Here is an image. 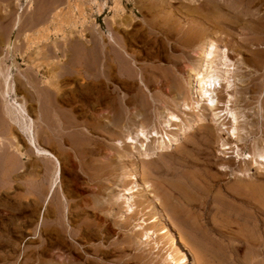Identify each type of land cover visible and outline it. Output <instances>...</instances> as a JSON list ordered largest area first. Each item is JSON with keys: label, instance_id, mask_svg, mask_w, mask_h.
<instances>
[{"label": "rangeland", "instance_id": "obj_1", "mask_svg": "<svg viewBox=\"0 0 264 264\" xmlns=\"http://www.w3.org/2000/svg\"><path fill=\"white\" fill-rule=\"evenodd\" d=\"M91 1L34 0L33 8L28 11L25 0H0V33L4 35L6 42L8 40L16 42L14 52L8 55L7 59H3L5 65L11 67L10 71L16 83V98L25 102L30 116L35 120V134L41 147L54 154L61 164V184L50 200L51 206L48 212L47 205H43L44 200H37L35 195L37 189L45 190V193L48 191L54 165L41 160L29 150L25 137L11 124V119L4 114V110L2 111L3 106L0 100V136L2 137L0 145V264H41L35 258L41 257L44 253L47 254L46 257H53L54 261L61 258L60 264H96V259L97 264H115L114 261L118 260L119 264H169L168 252L171 253L172 249L168 251L160 244V248L157 249L154 240L144 241L141 231H133V226L139 222L140 215L133 219L127 216L126 222L118 221L114 227V233L110 234L104 247L101 246L102 250L110 252L107 260L96 258L95 251L99 243L91 232L76 237L74 241L69 238L67 244L56 241L55 237L45 233L38 238V234L35 233L38 218L42 219V217L44 226L51 227L48 232L54 234L53 229L60 230V226H57L59 216L56 213L59 207L68 206L71 211L72 226H70L72 228L84 219L82 206L86 204V196L93 189L96 190L90 176L108 169L105 160L108 154L116 160V169L122 166L125 174L134 173L137 176L139 185H143L142 189H146L145 192L135 194L136 201L154 204L168 218L185 241L195 259V264H264V174L261 176L255 174L261 161L258 158L237 159L235 152H232L237 145L247 156L257 147L264 146V48L261 47L264 41L258 40L260 36L264 37V0H121L124 13L117 22L129 26V31L126 32L130 40L128 43L132 51L136 53L137 60V64L131 65L136 71L139 70L137 71L139 76L134 79L135 82L132 83L131 80L130 83L135 84V89H139L140 94H144L147 105L152 106L149 112L150 122L146 124L147 126L144 125V129H157L162 132L158 121H154L155 112L159 107L178 115L186 124L195 121L197 116L195 113L186 118L180 113L179 108H175L170 103L168 96L171 87L163 75L172 68L166 64L165 57L180 55V51L175 46L181 45L188 35L195 34L200 35L201 38H207L209 34H214L219 38L220 45L230 50V60L237 63L240 58H245L244 60H251L256 64L252 69L256 77L254 82L256 93L250 95L251 98L247 95L245 103L233 102L231 106V109L239 113L241 127L244 126L240 131L241 136L248 138L235 145L234 139L226 132L231 131L229 119L214 123L209 113H206L205 127L185 134L179 132L182 128L180 127L178 132L168 133H174L179 140L177 146L166 153L154 155L150 150L152 152L150 159L143 162L137 158V152L140 149L137 145L133 151L128 149L127 152H122L121 162L117 163L120 160L115 155V148H111L114 147L113 138L94 134L98 167L90 171L89 176H84L80 165L84 154L75 144L67 141L70 137L63 136L79 134L81 129L72 128L63 131L62 122H58L57 119V123L51 118L52 96L48 94L45 98L37 91L38 88H44L41 81L50 79L48 75L54 58L53 44L70 48V52L63 61L71 63L77 59L74 49H87L83 52L81 68H87L92 75L96 73V34L101 32L107 41L111 31L116 40H124L123 30L118 27L119 25L111 26L109 21L113 15L110 9L111 0H97L100 3H106V7L97 19L96 13L92 11ZM77 3L80 4L78 8H76ZM80 6L83 10L79 9ZM56 12L58 17L65 16V22L68 20L70 23L69 26L63 23L65 24L61 28L63 32L55 33L49 24L51 15ZM9 13L13 17H21L23 25L18 31L11 30L12 19L6 18ZM67 16L70 18L67 19ZM34 18L37 20L36 23L32 20ZM189 23L193 29H187ZM42 28L48 31L47 34L45 30L46 37L44 36L42 40H39L40 42L37 41L36 45H32L26 51L23 36L25 34L33 36L35 31L43 30ZM128 28L126 27V30ZM116 31L119 32L116 33ZM155 38L159 41L158 43L153 42ZM149 45L156 46L155 50L160 53L159 57L162 59L156 63L159 68L154 71L157 82L154 87H150V91H147L144 83L141 82L140 72L146 65L144 53L146 46ZM37 47L42 50L40 55L35 56ZM1 51L5 53L4 48ZM186 52L194 55L193 51ZM58 56L60 57V54ZM36 65H39L38 69ZM238 68V74L245 76V80L252 75L251 64L250 66L238 64ZM65 71L66 73L69 71L68 67ZM181 71L172 74L183 80ZM67 77L58 79L61 90L65 91L64 96H57L58 106L64 112L71 110L73 107L71 102L75 96L83 100L84 96L81 93L85 86H81L91 78L85 71L81 75ZM116 85L113 87L118 92V96L129 99L137 94V92L121 90ZM239 85L240 83L236 85L235 90L243 89ZM222 96H225V92H222ZM233 96L239 97L235 91ZM80 98L77 99L78 103L82 102ZM191 98L189 92L180 94V105L184 100L190 105ZM152 99L159 101L153 103ZM132 108L131 103L128 110ZM82 131L86 136H90L85 129ZM122 136L118 135V138L114 139L123 141L124 136ZM11 137H16L24 153H28L25 154L24 159H19L20 157L12 150L10 151ZM8 157L12 159L14 166L6 161ZM94 181L96 182V176ZM126 181L129 184L126 182L123 187L116 189L118 193H121L124 187H130L129 179ZM66 195L68 204L62 199V196ZM34 205H39V209L35 211ZM75 208L77 211H73ZM143 208L145 210V207ZM88 211L90 212L91 209ZM92 213L95 212L91 211L89 215ZM153 213L146 209L143 211V216L147 219ZM154 229L157 230L159 227ZM128 241H131L132 248L124 249ZM115 247H117L116 251L122 253L120 256L112 250Z\"/></svg>", "mask_w": 264, "mask_h": 264}, {"label": "bare ground", "instance_id": "obj_2", "mask_svg": "<svg viewBox=\"0 0 264 264\" xmlns=\"http://www.w3.org/2000/svg\"><path fill=\"white\" fill-rule=\"evenodd\" d=\"M91 2L92 4L90 5H92V11L96 13L97 19L98 16L103 12V9L106 7V3H100L97 0H92ZM111 2L112 6L110 9L113 15L110 17L109 21L111 23V26H114L116 24L117 26L119 25L118 27L121 30H123L122 33L124 36V40H116L115 37L112 35L111 31L109 32L107 41L101 32H98L96 34V73L91 75L87 71V68H81L83 67L81 62V60L83 61V52H85L87 49H74V53L76 54L77 59L71 63L69 61H63V59L67 56V53L70 52V48L65 45L58 47L57 45L53 44L54 58L52 60V64L49 67L48 75L50 79L47 78L48 80L41 81V85H43L44 88H38V91L36 90L38 94L40 93L41 95L45 96V98L46 96H48V94L52 96L53 102L51 106V118L53 120H56V122L57 119L58 122H62L61 125L63 131H68L72 128L81 129L79 134L77 133L75 135V133H73V136L64 134L63 136L70 137L67 141L71 142L73 145L75 144L84 154L80 163L83 175L89 176V172L93 171L94 168L98 167V165L96 166V163L98 164V161L96 160L95 148L96 137H94L96 134L99 136L107 135L108 138H113L112 141L114 147L111 148H115V155L119 160L121 155H123L122 152H127L128 149H131V151H133L134 149H136V146L139 145V152L136 151L137 158H139L143 162L148 161L150 159V153H152L150 152V150L153 151L152 154L154 155H161L166 153L169 149L171 150L172 147L177 146L179 138L174 133H168L172 131L178 132L180 130V127L182 128L179 132H182L183 134H185L186 132H194L197 129L205 127L206 113H209V115L211 116V121L214 123L224 121V119L226 118L229 119V124H231V128L229 129L231 131L227 130L226 132L234 139L235 145L237 144V142L247 140L248 137L245 136L244 138L240 134V131L244 126L241 127L239 121V113L231 109V106L233 102L240 104L244 102L247 95H249L248 97L251 98L252 96L250 95H254L256 93V84L254 83L256 81V77L252 70L255 68L256 64L251 62V60H244L245 58H240L237 63L234 62V60H230V50L227 47L220 45L218 41L219 38H217V36H215L214 34H209L207 38H201L200 35L195 34L188 35L181 45H179L178 47L175 46V48L180 51V55H170V57H165V61L167 62L166 64H168L172 68V70L168 71L166 75H163V77L169 81L171 87L170 94L168 96L170 103L175 108H179L180 113L186 118L190 117V115L195 113L197 115L195 117V121L186 124L178 115H175L173 112H169L163 107H159L156 110L157 112H155L154 121H158L161 126L162 132H159L157 129H144V125H146L147 123L149 124L150 122L151 118L149 112L152 106L147 105L144 99V94H140V90L135 89V84H132L134 79L139 76L137 72L139 70L136 71L135 68L132 66V63L137 64L136 53L132 51L131 45H129L128 43V41L130 40L126 32L129 31V26L117 22L118 19H120V17L122 16V13H124V8L121 4V0H111ZM25 3L27 10L31 11L34 5V0H25ZM79 5L77 3L76 8H78ZM80 7L79 9H82V7ZM69 8L68 11L70 10ZM51 16L52 17L51 20H49V24L52 27L51 29L55 30V33L64 31H62L61 29L65 25L63 23H66L67 26H69L70 24L68 23V20L65 22V16L58 17L57 12L53 13V15ZM8 17L12 19L10 25L12 27L11 30L18 31L19 28L23 25L21 17H13L11 13L6 16L7 19H9ZM69 18L70 17H68L67 19ZM3 19H5L4 16ZM32 20L34 21L35 18ZM36 21L37 20H35V23ZM126 27L128 28V30H126ZM190 28L193 29L191 27V23L188 24L187 29ZM45 30L46 28L43 30L38 29L32 34L33 36H31L30 34H25L23 36V42L25 44L26 51L30 49L32 45H36L37 41L42 40L44 36L46 37L45 34L48 31L46 30L45 33ZM118 32L119 31H116V33ZM160 35H162V33ZM252 35L255 36V34ZM3 36L4 35L0 33V100L3 106L2 111L4 110V114L11 119V124H13L15 128L19 130V132L25 137L29 150H31L33 154L39 157L41 160L50 162L54 165L52 179L48 191L45 193V190L37 189L36 195L34 194L37 200L43 199V205L45 204V206L47 205L46 208H49L51 206L50 200L52 199L55 190L61 184V164L54 154H52L49 150L41 147L35 134V120L30 116L25 102L19 101L16 98V83L12 71H10L11 67L6 66L3 62V59H7L6 57H8V55L14 52L16 42L15 40H8L6 42V39L4 40L5 37ZM33 37L34 39H32ZM62 40L64 41V39ZM251 40L254 41L256 39ZM258 40L264 41V37L260 36ZM153 42L158 43L159 41L156 39ZM239 46L241 45L239 44ZM155 47L156 46L154 45L146 46V51L144 53L146 56V65L141 68L140 72L141 82L144 83V87L147 89V91H150V87H154V84L157 82V78L155 77L156 75L154 74V71L159 68L156 63L160 62L162 59L159 57L160 53L155 50ZM261 47L264 48V45ZM3 48L5 55L1 51L3 50ZM170 49L172 50V47ZM41 50L42 49L39 47L34 52V55H40ZM186 51H193L194 55L188 54ZM58 54H60V57L58 56ZM238 64L239 66H250L251 64L250 72L252 73V75H250L247 80H245V76H240V74H238ZM36 66V68L38 69L39 65ZM67 67L70 71V74H68L69 71H67V73L65 71ZM180 70H182L181 72L183 73V80L178 79L177 75H173L179 72ZM84 71L88 74V76H91V78H89V82L87 81L88 83H83V85L81 86H85L84 91H81L82 96H84L83 100L79 96H75V98L72 99L71 102V106H73H70L71 110H68L67 112L61 111L58 106L57 96H64L65 91H63L64 89L61 90V84L58 79L63 77L68 78L67 76L70 75H81ZM130 81L132 83H130ZM238 83H240L239 86H242L243 88L242 90L240 89L241 91L235 90L236 85H238ZM115 84H117L119 87L117 85L116 86L121 90L125 89L131 92H137V94L132 95V97L130 96L131 98L129 99H126L125 96H118V92L113 87V85ZM234 91L236 94L239 95V97L233 96ZM184 92H189L192 97L190 105L186 104L185 100L180 105V94ZM222 92H225V96H222ZM79 98L82 100V102L80 103L77 102V99ZM157 101L159 100L152 99L153 103ZM131 103L133 108L128 110V107ZM250 127L252 129V126ZM83 129H85L87 133L90 134V136H86V134L82 131ZM122 133L124 134L123 141H121L120 139H114L118 135L119 137L122 136ZM11 140V144L9 145L10 151L12 150L18 157H20L19 159H24L26 157L25 154L27 152L24 153V150L22 149V146L18 143L16 137H11ZM1 144L2 137L0 136V145ZM234 148L235 151L232 152H235V157L237 159H260L261 162L257 166L255 174L257 176H261L264 174V146L257 147L254 152L249 153L247 156H245L246 154L244 155L243 151L239 149L237 145ZM228 150H230V148H228ZM109 155L110 154L106 155L105 157L108 169H105L106 171L96 172V175L94 173L90 176L92 185H94L93 187L96 190L93 189L92 192L86 196L87 199L85 197L86 204L82 206V213L85 216L84 219H82L81 222H79V224L75 226V228H72V223H70L71 211L69 210L68 206L66 205L64 208L59 207L56 213L59 216V219L57 220V226H60V230H58L57 227V229L52 228L55 233L51 234L50 231L49 233L48 230L51 227L46 225L44 226L43 217L42 219L38 218V222L36 224L35 229V233L38 234V238L45 233V235L49 234V236L55 237L56 241H62L61 243L67 244L69 238L73 239L72 241H74L76 237L91 232L94 237H96V241H98L99 243V246L96 247L95 251L96 258L107 260L109 258L108 255L110 254V252H105L104 250H102L101 246L104 247V244L107 243L106 241H108L110 234L114 233V227L116 226L118 221L124 220L126 222L127 216L133 219L137 215H140V220L135 226H133V231H141V236L145 238L144 241L154 240V245L157 249L160 248L159 244L164 248L166 247L168 251L172 249L171 253L168 252L169 264H195V259L189 252L185 241L174 229L172 223L168 220V218H166V216H164V214L154 204L136 201L135 194L138 192H145L146 189H142L143 185H139L137 176L134 175V173L125 174V172L123 171L124 167L122 166L121 168L118 167L116 169V160H114L113 157L111 158V156ZM6 161L9 162V165L14 166V162L11 158H6ZM8 162H6V164ZM118 162H121V160L117 161V163ZM9 165H7V167H9ZM95 176L96 182L94 181ZM127 179H129L130 181V187H124L123 190L121 189V193H118L116 189L123 187L126 182L128 183V181H126ZM67 195L62 196V199L65 203L68 204ZM35 202L36 204H38L37 201ZM39 207V205H36L34 207L35 211L39 209ZM142 207H145V210L147 209L149 212H154L153 215L150 218L145 219L143 216V211L145 210L144 208L142 209ZM88 209H91V211L95 213L89 215L91 211L89 212ZM47 211L49 212L50 208ZM73 211H77V209L75 208L73 209ZM90 217L92 219H90ZM155 227H159V229L156 230L154 229ZM121 230L122 229H120V231ZM127 248H132L131 241L127 242V245L124 249ZM115 249H117V247H115L114 249L112 248V250L115 251L114 253L120 256V254L122 253H120V251H116ZM75 253L77 254V252ZM46 256V253L41 255V257L35 256V260L39 261L41 264H60L59 261H62L61 258H57V260L54 261L55 259L52 256L51 257L53 259ZM114 263L119 264V260L114 261Z\"/></svg>", "mask_w": 264, "mask_h": 264}]
</instances>
